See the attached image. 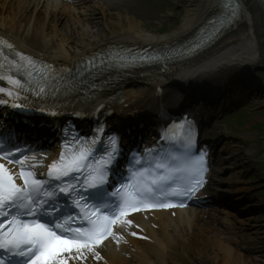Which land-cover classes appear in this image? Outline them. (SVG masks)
Returning <instances> with one entry per match:
<instances>
[{
  "label": "bare ground",
  "instance_id": "6f19581e",
  "mask_svg": "<svg viewBox=\"0 0 264 264\" xmlns=\"http://www.w3.org/2000/svg\"><path fill=\"white\" fill-rule=\"evenodd\" d=\"M122 1L115 5L83 0L74 5L60 0H0V34L25 51L58 65L88 55L106 44L127 46L172 42L191 32L218 3V0H179L182 4L179 23L168 32L158 33L148 26L142 13L125 7L130 0ZM240 1L244 15L232 32L204 54L168 74L144 76L139 71L132 72L134 76L127 78V94L121 105L126 109L141 108L138 116L145 120L149 115V93H153L157 85L164 87V91L173 97L177 92H183L188 100L196 103V94L217 84L219 74L234 71L241 75L236 86H242L243 90L249 88L254 94L263 93L261 82L247 78H254V73L264 79V0ZM186 81L188 85L182 89L174 83ZM189 85H198L195 89L199 91H191ZM205 103L210 105V101ZM258 104L264 109V102ZM253 127L257 129L247 133L223 132L221 135H225V140L221 147L224 155L220 160L235 161L241 154L247 159L256 157L261 145L259 159L263 171L259 177L264 185V118L250 125V129ZM232 165L226 164L223 170ZM233 168L224 180L230 182L235 191L244 192V187L238 186L241 177ZM218 176L219 172L215 170L211 179L217 178L218 184H222L224 180ZM228 186L224 187L225 191ZM240 195L243 194L230 199L238 200ZM256 197L261 199L259 195ZM219 213L225 214L219 216L212 212L202 214L193 209H176L156 211L148 219L138 215L136 220L147 240L123 245L121 250L125 249L126 253L105 243L102 264H264V223L256 222V218H238L223 209ZM242 228L247 229L240 233ZM242 240L248 241L250 246L258 244L263 255L258 257L246 252Z\"/></svg>",
  "mask_w": 264,
  "mask_h": 264
},
{
  "label": "snow or ice",
  "instance_id": "6c2138e0",
  "mask_svg": "<svg viewBox=\"0 0 264 264\" xmlns=\"http://www.w3.org/2000/svg\"><path fill=\"white\" fill-rule=\"evenodd\" d=\"M17 55L20 59H12L10 67H34L37 63L22 52ZM7 79L13 87L22 88L26 82L12 74ZM2 91L5 89L0 88ZM46 92V86L40 87L37 94ZM24 151L10 143V138L9 142L0 138V156L20 163L23 180V185L17 184L14 175L0 164V264H67L62 253L71 248L91 250L110 233L117 208L123 217L138 210L137 205L171 207L160 201L190 196L203 185L206 170L203 152L193 161L185 154L159 155L145 149L144 154L135 152L126 161V175L112 180L110 174L115 173L121 154L120 138L106 136L104 125H98L91 137L77 135L65 142L59 159L49 164L46 177L32 171L36 165L16 160Z\"/></svg>",
  "mask_w": 264,
  "mask_h": 264
},
{
  "label": "rangeland",
  "instance_id": "374dc122",
  "mask_svg": "<svg viewBox=\"0 0 264 264\" xmlns=\"http://www.w3.org/2000/svg\"><path fill=\"white\" fill-rule=\"evenodd\" d=\"M180 5L182 4L179 2V0H130L126 2L125 7L128 6L131 11L142 13L144 15V19L148 22V26L155 28L158 33H163L168 32L171 28L179 23L182 14L180 11ZM253 100L248 98L245 104L237 108L235 111L227 114L223 121H220L214 125L213 128L215 130L212 131L210 128V131L214 132L215 134L217 133L218 135L223 134V132L236 134L238 132L247 133L249 131H253L254 127L253 129H250V125H255L264 118V115L261 116V112H263L264 109L258 104L259 102H264V97L255 98ZM252 112L257 113L258 115H253ZM229 115L230 117H228ZM259 117L261 119H259ZM259 128L263 127L259 126ZM256 129L257 128L255 127V130ZM223 136L225 137V135ZM258 138L260 139L259 141L262 142V138ZM240 143L242 144L243 141H240ZM261 151L262 149L260 145L259 153H257L256 157L247 159L245 155L241 154L235 161L228 160L226 162L227 165H232L231 163L234 165L231 167L228 166V171L222 175H219L218 178L224 180L226 177H228L227 174L230 173L229 170L234 167L233 171H236L235 173H238L242 180V182L238 183V186H243L244 192H246L249 196H261V203L264 205V185L261 184L262 180L259 177L260 173L263 171L259 159L261 156ZM216 180L218 179L216 178ZM223 183L230 185L228 186V189H234L230 182L224 180ZM253 217L256 218V222L258 221L260 223H264V212H258L251 215V218ZM246 229L247 228L240 229V233ZM243 243L246 249L245 251L249 254H256L258 257L263 255L262 248H260L258 244L250 246L248 241H243Z\"/></svg>",
  "mask_w": 264,
  "mask_h": 264
}]
</instances>
